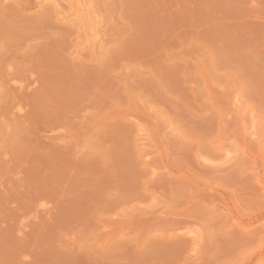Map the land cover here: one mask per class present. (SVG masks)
<instances>
[{"label": "rangeland", "instance_id": "obj_1", "mask_svg": "<svg viewBox=\"0 0 264 264\" xmlns=\"http://www.w3.org/2000/svg\"><path fill=\"white\" fill-rule=\"evenodd\" d=\"M0 264H264V0H0Z\"/></svg>", "mask_w": 264, "mask_h": 264}]
</instances>
